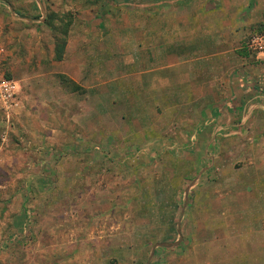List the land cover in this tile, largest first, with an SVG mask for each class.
<instances>
[{
	"label": "crops",
	"instance_id": "obj_1",
	"mask_svg": "<svg viewBox=\"0 0 264 264\" xmlns=\"http://www.w3.org/2000/svg\"><path fill=\"white\" fill-rule=\"evenodd\" d=\"M87 1L78 6L81 33L73 39L69 36L62 61H53V44H46L43 52V44H37L36 39L33 41L39 58L32 56L35 53L26 58L13 54L11 65L17 69H12V80L19 85L20 105L23 101L25 104L26 91H30V96L35 95L31 105L38 110L37 116L46 115L47 124L77 122L74 139L78 144L91 143L93 150L99 146L94 142L103 123L109 124L111 131L106 140L116 153H154L158 149L161 154L169 153V147L163 148L160 141L166 146L172 142L171 149L182 151L184 145L179 148L178 142L182 138H196L195 143L208 140V151L221 137H242L246 132L256 138L264 137L263 127L261 131L253 130L264 126V53L250 54L244 48L238 52L236 48L238 43L244 46L251 28L264 24V0H95L100 3L93 6L102 13ZM54 7L59 6L52 7L56 10ZM101 29L108 31L105 37ZM17 43L18 50L24 46L21 40ZM29 64L36 67L31 69ZM59 76L68 78V82L59 84ZM38 90L44 92L39 94ZM112 96L122 102L117 103ZM71 106H77V114L70 113ZM121 108L123 114L119 113ZM172 124L177 129L170 128ZM37 138L47 148L50 146V155L61 156L60 162L81 150L80 146L70 148L64 143V130L59 126H52L45 134L38 133ZM192 147L188 152L199 148ZM177 162L182 163V158ZM58 163L52 166L60 169L59 178L77 170V166ZM255 166L261 175L264 165ZM80 169L90 170L85 164ZM101 171L106 174L104 168ZM111 178L104 180L102 176L99 184L112 188L117 180L114 175ZM134 182L129 181V186ZM263 192L260 189L258 202L263 200ZM11 195L7 199H20V206L30 199L38 216L43 205L47 212H54L59 209L57 204L70 200L67 193L66 198L60 196L62 200L49 208V201L36 198L38 195L21 199L16 190ZM110 197L105 208L94 213L95 218H107L116 210ZM9 211L6 215L12 221L22 214L19 210ZM60 214L48 216L54 220ZM72 217L81 219L78 210ZM256 221L255 233L264 234V218ZM58 227L53 222L52 230L57 231L54 228ZM6 246L7 251H0V264H123V260L116 259L117 246L110 243ZM33 250L44 251L45 256L36 258ZM46 251L61 252L62 257L50 259ZM101 251H105L102 260ZM124 263L134 264V259Z\"/></svg>",
	"mask_w": 264,
	"mask_h": 264
},
{
	"label": "rangeland",
	"instance_id": "obj_2",
	"mask_svg": "<svg viewBox=\"0 0 264 264\" xmlns=\"http://www.w3.org/2000/svg\"><path fill=\"white\" fill-rule=\"evenodd\" d=\"M84 1L0 0V70L4 75L14 78L13 54L26 58L29 53H35L33 57H40L34 39L38 40L37 44H43V52L47 50L46 44H53V61H62L57 59L60 41H64L65 48L69 36L73 39L81 33L77 13ZM87 2L101 12L99 7H94L100 2ZM54 5L59 7L53 10ZM101 31L103 37L108 33L105 29ZM18 40L24 43L19 50L15 46ZM242 46L236 44L238 52L244 51ZM29 67L36 66L29 64ZM58 79L62 85L61 77ZM67 82L68 78L64 83ZM30 94L27 90L25 104L18 101L9 122L0 110V251H7L8 244L100 242L117 246L116 259L123 260V264L132 259L134 264H146L148 259L149 264H264V234L255 233L256 220L264 218V197L258 202L260 189L264 190V171L260 175L259 167L255 166L264 165V137L256 138L248 132L242 137H221L214 149L209 147L208 151V140L195 143L196 138H182L178 141L179 148L184 145L182 151L171 149L172 142L166 146L160 141L163 148L169 147V153L161 154L157 152L159 149L154 153L146 150L116 153L106 140L111 131L109 124L103 123L102 132L94 142L99 146L93 150L91 143L78 144L74 139L77 122L47 124L46 115L37 116L38 110L31 105L35 95ZM113 98L117 103L122 102ZM71 107L70 113L77 114V106ZM121 109L119 113L123 114L124 108ZM50 126L62 127L64 143L70 148L80 146L79 154L61 162V156L50 155V146L47 148L37 138L38 133L45 134ZM169 127L177 129L175 124ZM262 127L253 130L261 131ZM192 146L199 148L188 152ZM60 151L58 148V155ZM181 158L179 164L177 160ZM56 161L60 166H77V170L73 175L63 174L59 178L60 169L52 166ZM84 164L89 166V171L81 172ZM110 166L115 169L109 170ZM111 175L117 180L115 185L111 182L112 188L99 184L102 176L104 180H112ZM129 181H135L132 187ZM14 190L21 199L32 194L48 200L49 208L61 201V197L66 198L67 193L70 200L57 204L59 209L54 212H47L43 205L38 216L30 199L21 206L20 199H7ZM261 194L264 196V192ZM110 195L116 210L107 218H95L94 213L105 208ZM11 209L22 212L18 219L12 221L7 217L6 212ZM77 210L81 219L72 217ZM59 212L58 219L48 216ZM53 222L58 224L54 228L58 232L52 230ZM174 247L179 249L172 250ZM33 253L39 259L45 256L44 251L33 250ZM46 253L50 259L62 257L61 252ZM17 254L19 257L20 252Z\"/></svg>",
	"mask_w": 264,
	"mask_h": 264
},
{
	"label": "built area",
	"instance_id": "obj_3",
	"mask_svg": "<svg viewBox=\"0 0 264 264\" xmlns=\"http://www.w3.org/2000/svg\"><path fill=\"white\" fill-rule=\"evenodd\" d=\"M243 48L250 54L264 53V32H252ZM19 85L0 70V110L9 122L18 108Z\"/></svg>",
	"mask_w": 264,
	"mask_h": 264
},
{
	"label": "trees",
	"instance_id": "obj_4",
	"mask_svg": "<svg viewBox=\"0 0 264 264\" xmlns=\"http://www.w3.org/2000/svg\"><path fill=\"white\" fill-rule=\"evenodd\" d=\"M251 30H252V32H264V24H259V25H257V26H254L253 28H251ZM60 43H61V46H60V53H59V55H58V57H57L58 60H61V58H62V54H63V53H62V52H63L62 49H64V48H63V46H64V41L61 40ZM7 78H8V77H7ZM61 80H62L63 82H66V81H67V78H64L63 76H61Z\"/></svg>",
	"mask_w": 264,
	"mask_h": 264
}]
</instances>
